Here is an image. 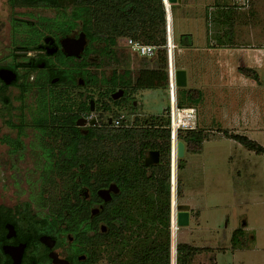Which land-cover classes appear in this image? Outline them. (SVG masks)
Wrapping results in <instances>:
<instances>
[{"label":"flooded vegetation","instance_id":"af4514ba","mask_svg":"<svg viewBox=\"0 0 264 264\" xmlns=\"http://www.w3.org/2000/svg\"><path fill=\"white\" fill-rule=\"evenodd\" d=\"M103 4L0 0V166L27 161L34 129L42 150L39 177L62 183L64 189L42 205V199H51L48 194L31 198L28 186L16 193L11 176L0 171V264H106L104 248L115 221L113 207L107 206L120 189L111 191L109 200L99 190L114 182L95 189L94 131L112 126L121 114L116 112L120 101L135 90L112 89L90 78L94 56L108 45L93 26ZM119 46L127 51L121 40ZM33 87L42 94L38 116H32L30 107ZM121 89L123 95L114 99L113 93ZM135 119L148 122L140 115Z\"/></svg>","mask_w":264,"mask_h":264},{"label":"rangeland","instance_id":"374dc122","mask_svg":"<svg viewBox=\"0 0 264 264\" xmlns=\"http://www.w3.org/2000/svg\"><path fill=\"white\" fill-rule=\"evenodd\" d=\"M215 1L181 0L171 3L170 7L167 4L170 21L173 18L170 31L177 45L174 63L177 67L184 64V67L189 69L188 85L183 88H201L204 91V87L210 84L217 90V110L210 107L207 99L200 102L207 111L206 114L212 113L205 124L198 126L208 130L210 134L203 150L200 153L186 150L183 167L177 169L179 158L176 159V145L174 147L175 197H172L171 187V209L172 203L174 204L173 244L187 242L198 247L213 248L212 251L197 255V259L191 264H264V153L249 150L224 133H233L227 128L230 123L227 119L229 114L245 106L244 102H236V105L231 102L239 85L245 82L252 84V109L257 114L260 113V122L264 126V0H249L248 3V10L252 11V8H249L252 4L256 8L253 19L249 22L253 30L252 38L235 37V34L231 33L230 19L236 15L240 17L238 12L241 10L238 8L243 5L234 4V0H217V14L212 11L206 15L204 12L206 7H209L206 4L212 5ZM223 1L227 4L223 5ZM226 6H229V9ZM206 19H209L208 23ZM208 30L210 35L207 34ZM184 33H193L196 42L194 46L181 51L178 39ZM125 39H122L121 43L126 46ZM207 43H217V46H214L217 51L203 52L201 48ZM240 47L262 48L260 51L254 49L257 52L253 50L248 55V59L259 65L257 67L260 81L245 75L237 67L240 58L245 56L235 53V49ZM126 48L127 61L119 65L108 64L101 67L98 70L101 75H109L114 69L135 71L142 65L144 58ZM253 67L254 65L252 69ZM184 89H176L175 92L174 87L173 91L170 87L138 88L132 96H125L120 101V108L116 112L124 114L127 119L132 120V124L136 123V115H140L141 119L162 115L179 99L184 98ZM95 93L97 96L98 93ZM41 95L38 88H31L30 107L34 112L32 116L39 114ZM226 103H229V106ZM249 137L264 145V129L252 131ZM29 140L27 161L23 165H2L0 171L5 170L7 175L11 176V190L16 193L28 186L31 198L41 200L44 193L48 194L51 199H42L43 204L40 202L47 205L49 200L59 197V193L62 194L63 185L49 183L39 177L42 171L39 164L42 150L38 144V132L34 129L30 130ZM179 179L182 195H178ZM187 203L198 209L202 216L190 226L178 228L175 204L180 206ZM244 221H247L248 231H243L242 243L234 247L233 230L242 227ZM160 231L164 240L167 236L166 227L162 225Z\"/></svg>","mask_w":264,"mask_h":264},{"label":"trees","instance_id":"16d2710c","mask_svg":"<svg viewBox=\"0 0 264 264\" xmlns=\"http://www.w3.org/2000/svg\"><path fill=\"white\" fill-rule=\"evenodd\" d=\"M103 13L93 26L100 32V38H107L106 50L94 56V71L90 77L94 82L102 81L125 88H153L169 85L167 72L168 53L161 46L167 42V19L162 0H104ZM134 38L143 43L160 46L155 58H144L135 71L114 69L111 74L101 75L98 71L108 64L119 65L126 62L128 52L120 48V40ZM181 48L194 44L191 33L181 34L178 39ZM241 72L259 81V75L252 68H240ZM84 73V72H83ZM183 87L178 88L182 91ZM184 98L178 100L182 108L197 104L203 93L199 89H184ZM186 97V98H185ZM186 101V102H185ZM168 111V109L166 110ZM162 115L149 117L148 122L135 123L131 127L105 126L94 131L93 176L95 189L108 186L111 182L119 186V193L107 207L111 211L109 234L110 243L104 248L106 264H171L170 220H171V180H172V132L171 120ZM106 125V124H105ZM225 135L241 143L245 148L264 153V145L244 134ZM203 128H180L178 140L183 141L186 150L200 153L209 138ZM159 150L157 164H145V157L152 150ZM183 158L178 159V169L183 167ZM174 189L176 178L173 177ZM175 191V190H174ZM176 191L174 192L175 197ZM178 195L182 186L178 180ZM166 227L167 236L161 238V226ZM242 228L234 231V247L242 243ZM176 245H174V248ZM210 247H198L189 243L177 244V264H191L194 257Z\"/></svg>","mask_w":264,"mask_h":264},{"label":"crops","instance_id":"0c3cea01","mask_svg":"<svg viewBox=\"0 0 264 264\" xmlns=\"http://www.w3.org/2000/svg\"><path fill=\"white\" fill-rule=\"evenodd\" d=\"M226 4L227 3H225L223 1V5H226ZM207 5L209 7H206ZM212 5H214V6H212ZM212 5L209 3V4H206V6H204V8L206 7V12H204V13H206V15H208L212 11H213V13L217 14V0L214 3H212ZM248 6L249 5H243L241 8H238L241 10L238 12V13H240V17L235 14L237 17L233 16V18L230 19V21L232 22L231 33L235 34V37H237V36L240 38H252L253 37V30L251 29L252 25L249 22H250V20L253 19L254 11H256L255 10L256 8L253 7V4H252L249 7V8H252V11H251V10L247 9ZM226 8L229 9V6H226ZM207 9H209L208 12H207ZM198 13H200V12H198ZM222 13H224V12H222ZM215 18H216V22H217V16H215ZM206 21L208 23L209 19H206ZM172 25H173V18H172ZM214 31L216 33L217 29ZM207 32H208L207 33L208 35L211 34V32H209V30ZM262 34L264 36V33H262ZM192 35H193V39H194V44H193V46H194L196 41H195V36L193 33H192ZM214 46H217V43H211V44L207 43L206 45H203L201 50L203 52H206V53L217 51V47H214ZM180 49H181V47H180ZM254 49H257L259 51H260V49L262 50V48H252V47H240V48L235 49V53L245 55L244 57L240 58V60L238 61V63H237L238 68H241V67L252 68V65H254L253 69L256 70L258 73L259 68L257 66H259V65L257 64V62L255 63L251 59H248V55ZM185 50H187V49H185V48L181 49V51H185ZM254 51H256V50H254ZM258 53H260V52H258ZM256 57H258V56H256ZM177 69H184V70L186 69L187 81H188L189 69L184 67V64L182 67L176 66V70ZM215 71L217 72V67H216ZM199 90H202V93H203V97H202L201 101H204L207 99L209 104H210V107L212 109L217 110V90L214 88V86L212 88V85L209 84L208 86L204 87V91L201 88H199ZM252 92H253L252 91V84L245 82V83H241L239 85L238 90L233 95L231 102L233 101L234 103L232 102V104L236 105L237 104L236 102H239V104L241 102H244V105H245L242 108L239 107L238 110H236L233 114L232 113L229 114V116L227 117V119L230 120L229 121L230 123L228 124L227 128L230 129V131L233 133L244 134V135L249 136L252 131L264 129L263 124L260 122L261 121L260 113L257 114V112H254L252 109L253 103H254L253 98H252ZM243 95L245 97H243ZM200 102L197 104H193V105H189L187 102L185 104L186 106H184L182 108L179 107L180 110H179L178 119H179V121H181L184 124V127L195 128V127L201 126V125L205 124V121L208 119V117L212 116V113L206 114L207 111L203 108V106L200 105L201 104ZM226 104H228V106H229V103H226ZM164 112H166V110ZM214 113L215 112H213V114ZM204 127H206V126L204 125ZM182 194H183V192H182ZM187 205H188V203H187ZM189 206H190V224L188 226H190L193 222H195L196 220H198L199 217L202 216L201 212L198 209L193 207L191 204H189ZM246 226H247V221H244L242 227H240V228H242V230L246 232V231H248V227H246ZM236 229H238V228H236ZM236 229H234L233 231H235ZM184 243H187V242H184ZM212 249L213 248H211L210 251H212ZM206 252L207 251H205L203 253H206ZM203 253H201V254H203ZM198 255H200V254H198ZM197 257L198 256L196 255L194 257L193 261L195 259H197ZM203 264H207V263H203Z\"/></svg>","mask_w":264,"mask_h":264},{"label":"built area","instance_id":"2783aa9c","mask_svg":"<svg viewBox=\"0 0 264 264\" xmlns=\"http://www.w3.org/2000/svg\"><path fill=\"white\" fill-rule=\"evenodd\" d=\"M166 12V19H167V42L165 45L161 46L162 48H165L168 53V67H167V72H168V77H169V85L168 87L171 88L173 91V87L175 89V92H177L176 89H178L176 85V80H175V72H176V65L174 63V52L177 47L176 43L174 42V38L172 35V31H170V22L172 25V19L170 21L169 18V12H168V7L167 4L170 7V2L169 0H162ZM249 0H234V4L238 6L242 5H248ZM172 17V14H171ZM126 41V46L130 48V50L135 53L136 55L140 57H146V58H154L157 55V51L160 46L153 45V44H147L143 43L141 40H137L131 37H128L125 39ZM173 52V55H172ZM173 56V57H172ZM179 107H178V101L177 103L174 104L173 107L168 109L166 111L165 116L169 117L171 120L170 128L172 132V162H171V168H172V180H171V187H172V194L174 196V184H173V169H174V147L176 145V159L177 157V142H178V130L180 128H188L184 127V124L179 121L178 116H179ZM112 125L115 127H129L132 125V122L126 119V116L124 114H118L113 118ZM176 167L178 169V163H176ZM172 196V197H173ZM175 209L176 211L178 210V205L175 204ZM173 221H174V204L172 203V213H171V220H170V237L172 241V246H171V264H177V243L176 247L174 248L173 244ZM177 221V220H176ZM177 226V223H176ZM179 228V226H177Z\"/></svg>","mask_w":264,"mask_h":264},{"label":"water","instance_id":"95a60500","mask_svg":"<svg viewBox=\"0 0 264 264\" xmlns=\"http://www.w3.org/2000/svg\"><path fill=\"white\" fill-rule=\"evenodd\" d=\"M180 0H169L170 3H177ZM6 79H12V76H3ZM175 80L176 85L178 88L186 87L188 84L187 81V71L184 69H177L175 72ZM123 90H118L115 93H113V98L118 99L123 95ZM95 101L91 100V109H94ZM186 146L183 141L178 140L177 142V157L183 158L185 155ZM159 163V151L152 150L149 152V154L145 157V164H157ZM118 186L116 184H111L109 188L107 189H101L99 190V194L105 198L106 200H109L111 198V191H118ZM176 220H177V226L184 227L188 226L190 224V206L189 205H182L181 207H178V210L176 211Z\"/></svg>","mask_w":264,"mask_h":264},{"label":"bare ground","instance_id":"6f19581e","mask_svg":"<svg viewBox=\"0 0 264 264\" xmlns=\"http://www.w3.org/2000/svg\"><path fill=\"white\" fill-rule=\"evenodd\" d=\"M168 7V6H167ZM173 53V52H172ZM173 55V54H172Z\"/></svg>","mask_w":264,"mask_h":264}]
</instances>
